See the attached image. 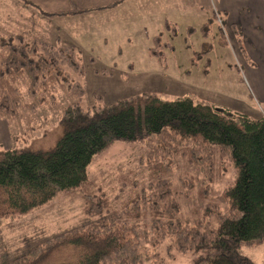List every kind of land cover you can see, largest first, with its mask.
Returning a JSON list of instances; mask_svg holds the SVG:
<instances>
[{"label":"trees","instance_id":"16d2710c","mask_svg":"<svg viewBox=\"0 0 264 264\" xmlns=\"http://www.w3.org/2000/svg\"><path fill=\"white\" fill-rule=\"evenodd\" d=\"M24 2L44 18L86 11L72 2L56 13ZM212 21L210 16L203 23L204 35ZM229 25L250 62L239 29ZM154 42L159 45L160 38ZM151 51L162 56L160 48ZM85 74L78 48L52 43L33 22L21 32H0V119L10 131L23 124L24 108L55 104L58 94L69 96L60 114L62 135L53 147L0 148V221L28 213L60 191L86 189L83 217L56 231L25 235L14 248L0 241V264H143L148 259L169 264L154 246L163 241L181 255L191 252V261L183 264H255L240 246L264 239V115L218 107L194 93L163 98L142 91L106 102L93 92L88 102ZM114 140H144L147 156L145 184L133 178L120 207L100 189L86 188L91 160ZM217 157L233 164L235 179L218 195L222 208L207 204L215 224L191 225L178 216L170 174L184 158L202 172L206 191ZM146 224L149 233L140 228ZM144 244L151 255L140 249Z\"/></svg>","mask_w":264,"mask_h":264},{"label":"rangeland","instance_id":"374dc122","mask_svg":"<svg viewBox=\"0 0 264 264\" xmlns=\"http://www.w3.org/2000/svg\"><path fill=\"white\" fill-rule=\"evenodd\" d=\"M90 1L91 4L97 0ZM205 1L116 0L110 4V0H102L99 2L109 3V6L44 18L41 11L24 0H0V32H21L33 22L52 43L76 46L85 64V99L88 102L93 92L101 93L106 102L142 91H154L163 98L194 93L218 107H228L253 117L264 115V98L252 85L257 74L244 67L247 61L238 49L230 25L224 23L221 16L218 17L220 25L214 18L204 35L201 27L206 15L204 10L198 8L196 11L192 5L196 8L197 2L212 4V0ZM240 35L244 40L242 33ZM156 36L160 38L159 45L154 42ZM241 43L244 45L242 40ZM155 47L162 50V56L152 53ZM256 62L259 70L264 68L259 56ZM100 70L106 74L98 72ZM262 76L264 78V74ZM58 98L55 104H39L34 110L24 108L23 124L11 131L5 120L0 121V148L47 150L53 147L62 135L60 114L69 96L58 94ZM11 133H16L15 138ZM174 167L170 178L179 203L178 216L191 225L197 221H209L214 225L213 211L207 204L222 208L218 195L235 179L233 164L217 157L213 179L206 191L203 174L197 166L179 158ZM146 168L144 140H114L91 160L86 188L90 191L100 189L115 207H120L121 200L123 203L131 191L133 178L138 180L139 186L145 184ZM84 190L60 191L28 213L1 219V243L14 248L25 235L72 225L84 216ZM140 228L150 232L149 224ZM167 243L154 245L158 246L156 253L163 263L191 261L190 251L181 255ZM146 248L151 247L148 244L140 247L144 254ZM147 252L146 256L151 255V251ZM240 252L255 264H264V239L242 244ZM151 260H144L143 264H154Z\"/></svg>","mask_w":264,"mask_h":264},{"label":"crops","instance_id":"0c3cea01","mask_svg":"<svg viewBox=\"0 0 264 264\" xmlns=\"http://www.w3.org/2000/svg\"><path fill=\"white\" fill-rule=\"evenodd\" d=\"M29 1L36 4L43 11L56 13L67 10L70 7L71 2L80 9L94 10L99 9L98 7L100 6L114 3L116 0H110V2L106 4H104V2H99L102 0L94 1L91 4L89 3L91 2L90 0ZM199 4L201 5L198 6ZM194 5L196 8L193 5L192 7L196 11L198 8L204 10L206 15L205 21L211 16L213 20L214 18L215 20L217 18L216 21L218 23L219 18L214 14L216 13L217 16H221L220 19L222 18L224 23H234L240 30V33H242V36L244 37V40L241 39L244 43V51L250 58V62H244V67L249 72H256L257 76L256 79L253 78L254 83L252 85H254L257 92L264 98V78L262 76L264 74V68H262L263 70H259V64L256 62L258 56L264 61V0H212L211 5H209L208 2L206 4L197 2ZM55 17L56 16H54V18ZM255 48H257V50H254ZM261 65L264 67V62Z\"/></svg>","mask_w":264,"mask_h":264}]
</instances>
